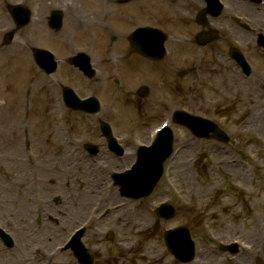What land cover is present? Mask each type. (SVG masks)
<instances>
[{
	"label": "rangeland",
	"instance_id": "1",
	"mask_svg": "<svg viewBox=\"0 0 264 264\" xmlns=\"http://www.w3.org/2000/svg\"><path fill=\"white\" fill-rule=\"evenodd\" d=\"M21 1L30 8L36 2L0 0V228L4 226L2 220L8 217V223H5L8 227L16 224L17 232L14 234L28 237V232L21 229L12 218L13 209H10L11 203L14 205L15 183L21 182L20 178L17 181L18 175L26 177L23 187L28 191L34 181L47 184L50 180L54 187H58L63 181L55 177L54 168L57 165L63 169L61 178L66 176V172L69 174L66 181L70 185L69 189L65 188V191L62 190L56 196L60 203L64 197L69 199L71 193L72 198H75L77 192L85 187L88 178L96 174L100 165L110 169L124 165L126 167L132 158L130 148L136 147L133 134L138 143H146L148 131L158 126L161 119L149 118L148 109H142L144 105L151 104V100L142 102L141 106L130 99V103L125 100L123 104L118 105V114L112 116L111 87L108 84L104 89L102 81L106 71L112 69L114 61L104 53H98L99 33L103 34L105 30V26L101 25L104 19L96 23L98 0H84L83 5L76 1V5L81 6L77 21L68 19L56 34L48 30L43 20L37 23L33 20L28 26L15 31L6 6ZM46 1L40 0L38 4L42 7L43 4L46 5ZM74 5L72 3V7ZM136 6L131 5V8L134 7L132 21L120 18L117 22L118 35H124L142 20V11ZM73 8L77 10L76 6ZM43 13L44 7L40 8V16ZM13 30L16 32L14 38L8 45L3 46L4 34ZM118 40L120 47L123 39L119 36ZM219 46L222 47L221 44ZM32 48L52 50L60 64V74L67 77L75 73V70L68 68L66 59L77 51L87 53L99 74L91 83L83 80L81 82L80 79V82L76 81L74 85L80 96L90 95L92 92V95L99 99V113L87 116L66 111L52 90L53 86L51 87L47 79L37 71L31 59ZM21 57L26 59L29 68L22 70L19 67ZM119 62L117 69L121 74L120 68L125 71L126 67L125 63ZM30 77L34 78V89L30 88V84L26 85V80ZM123 82L128 88H133L136 84L130 77L123 78ZM235 88L238 86L231 80L226 90L229 94L223 97L224 101L218 106H225L228 110L224 118L217 117L215 120L227 133L230 142L219 144L213 141H195L183 129L173 128L174 147L182 146L183 150L172 156L165 166L159 184L146 199L133 202L121 198L112 185L110 174L103 170L97 176L99 182L93 181L92 185L89 184L88 194L93 203L98 200L102 204L101 218L98 217L101 219L100 226L99 222L96 223L98 220H95L92 224L96 223L97 226L86 228L82 238L83 244L95 256L94 264H176L166 252L162 236L164 230L181 225L190 230L195 242V259L188 264H264V238L259 233V230L264 228V116L256 118V114H259L257 109H254V96L242 98L240 92L234 91ZM241 88L245 89L242 84ZM17 94H20V98ZM127 109L132 113L129 115V121L128 112L122 114ZM134 111L138 112L137 115L143 112L140 117H135ZM58 113H62L61 119ZM121 116L126 117V124L121 122ZM98 121L110 124L114 135L124 139L127 134L128 140H123V146H127L123 159L111 161L107 157L104 148L100 146L103 141L99 136ZM18 122L20 131L17 133L13 125ZM62 125L69 141L78 144L75 148L73 146L72 150L66 151H70V160L65 162L60 161V153H63V150L59 145L60 140L53 134L55 128ZM84 143L98 145L103 154L89 158L82 150ZM25 144L29 145L33 156L26 155ZM15 146L17 148L11 154ZM10 147L12 149H9ZM201 154H207L206 162L193 168L194 159ZM106 188H112L114 193L111 201L107 199L110 195H107ZM49 191L50 186L41 194L49 195ZM32 200L31 196V202ZM164 201L176 209L175 218L166 223L156 219L153 214V210ZM82 221L83 219H77L73 222L66 218L57 228L34 227V238L47 239L52 247L51 239L62 242L66 236L62 235L64 230H70ZM9 233L16 241L14 234L11 231ZM109 233L111 240L107 241ZM233 241L240 245V251L235 257L217 250L219 245ZM245 242L253 249L246 250L243 247ZM51 251L52 248L49 252ZM14 252L15 245L7 251L2 249L0 244V264H20L12 257ZM48 253L39 250L37 258L40 262L46 260L49 264H76L69 253H59L54 258H50Z\"/></svg>",
	"mask_w": 264,
	"mask_h": 264
},
{
	"label": "flooded vegetation",
	"instance_id": "2",
	"mask_svg": "<svg viewBox=\"0 0 264 264\" xmlns=\"http://www.w3.org/2000/svg\"><path fill=\"white\" fill-rule=\"evenodd\" d=\"M121 0H99V3L103 5V8H100V14L98 13L99 20H102V16L105 18L104 22L111 23L115 21L118 17V6ZM157 5L161 7L164 11H169V18H172L176 13L178 18H183L187 21L186 30L187 38L194 36L192 31L197 29L199 26H196V16L199 12V9L203 8L205 5L204 0H155ZM150 2L151 0L142 1V13L145 19L149 21L150 19ZM228 6V13L240 11L241 16L238 20L233 17L232 24L236 26L226 25V30L230 32V39L239 44V46L244 50H249L251 45L256 46V38L259 34H263V24L261 23V15L256 8V4L249 3L246 0H224ZM254 6V7H251ZM211 20L206 18L205 30H209ZM198 25V24H197ZM113 33V30H110ZM248 37H251V41L248 40ZM191 39L189 42H191ZM184 39L179 33H169L166 34V57L169 58L165 62V67H163L160 74V81L158 83L157 93L154 96L156 103L166 110L168 106L173 105L175 109L186 110L190 113L198 114L201 112L202 107H207L209 104L210 97L212 95L211 90L208 87L200 88V83L202 78L205 77L207 72L200 70L199 67H193L186 65L184 69H181L182 62V41ZM169 47V49L167 48ZM171 47V48H170ZM199 51V50H197ZM202 51V50H200ZM129 56L137 55L130 53V51L125 52ZM261 54L258 51V55ZM249 56V63H256V71L254 74H251L248 78H253L255 84L259 87L258 90L260 93L264 89V58L260 55ZM222 61L225 63L230 62V59L225 55H220ZM225 71L217 72L220 86H224V76L222 73ZM214 79H209L207 83L213 81ZM208 111V110H207ZM30 192V193H29ZM29 196L34 197V190L30 189L28 191Z\"/></svg>",
	"mask_w": 264,
	"mask_h": 264
},
{
	"label": "water",
	"instance_id": "3",
	"mask_svg": "<svg viewBox=\"0 0 264 264\" xmlns=\"http://www.w3.org/2000/svg\"><path fill=\"white\" fill-rule=\"evenodd\" d=\"M15 16H16L17 20L19 22H21V23H23L26 20V18L24 17V15L21 16L20 14L16 13ZM36 53H38V51ZM88 104H89V102H83V103H79V106H84V105H88ZM69 106L71 108H74V109L80 108L78 106H74V104H69ZM185 120L187 122H190V123H185V124H193V125H196V126L200 127V129H202L204 133H207L210 130H214L216 132V129L212 125H210V124H209V126H207V125L204 124V122H201V121H194V120H190V119H185ZM208 127H209V129H208ZM219 134L220 133L217 131V133L214 136L220 137ZM158 146H161V145H158ZM168 153H169V151H164L163 153L159 154L158 161L155 162V166H154L155 172L156 171L158 173L160 172L161 162L166 158V156L168 155ZM146 173H148V171ZM143 174L144 173H142V174L136 173L135 175L136 176H140V175H143ZM157 176L150 183L146 182L143 177H141V179H137L132 184V186H130V189H128L130 192H133L132 195H130V194L129 195L132 196V197H138V196L147 195L149 193V191L151 190V188L154 186V183L153 182L156 180ZM149 179H150V177L148 178V180ZM172 215H173V212L171 210H169L168 213L166 214V218H170V217H172ZM183 234H184V236H185V238L187 240L186 243H187V245H188V247L190 249L192 245H191V243H190V241L188 239V233H187V231L185 229L181 228V229L175 230L173 232H168L165 235L166 242H171V244H172L171 250L173 251L172 253L175 256H177V257H180L181 256L180 250H181L182 243H183V239H182ZM170 238H172V240ZM80 248H81V246L78 245V248L77 249L79 250ZM79 251H81V250H79ZM81 254L82 253L79 252L77 254V256L82 258ZM190 258H191V255L189 254L188 257L185 260H189Z\"/></svg>",
	"mask_w": 264,
	"mask_h": 264
},
{
	"label": "bare ground",
	"instance_id": "4",
	"mask_svg": "<svg viewBox=\"0 0 264 264\" xmlns=\"http://www.w3.org/2000/svg\"><path fill=\"white\" fill-rule=\"evenodd\" d=\"M18 65H19V67L22 70H24L26 68H29V64L26 62V59L23 58V57L20 58V61H19ZM27 80H26V85L28 86V84H30L29 85L30 88L31 89H34L35 88L34 87V82H35L34 81V78L33 77H30V78H27ZM17 97L20 98V94H17ZM13 128H14L15 132L18 133L20 131L19 130L20 129L19 122H18V124L15 123V125H13ZM56 135L59 136L58 133H56ZM13 148L14 149L10 152L11 154L14 153L15 148H17V147L15 146ZM9 149H12V147H10ZM107 192H108L107 195H110L109 197H107V199L111 201L114 198V194H113V192H112V190L110 188L107 189ZM88 203H90V199L88 197H83V196H81V197H79L77 199L72 200V205L71 206H74L72 208L73 216H80L82 214V212L85 211V209H86L85 207H87L89 205ZM263 226H264V221H263ZM262 233L264 234V228H262Z\"/></svg>",
	"mask_w": 264,
	"mask_h": 264
}]
</instances>
